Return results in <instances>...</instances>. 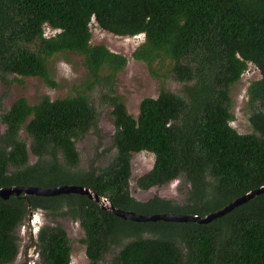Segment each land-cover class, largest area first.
I'll use <instances>...</instances> for the list:
<instances>
[{"label":"trees","instance_id":"trees-1","mask_svg":"<svg viewBox=\"0 0 264 264\" xmlns=\"http://www.w3.org/2000/svg\"><path fill=\"white\" fill-rule=\"evenodd\" d=\"M91 21L115 36L143 35L131 57L153 76L165 71L180 92L161 88L130 116L114 91L126 59L90 44ZM63 53L80 57L85 70L74 95H44L33 105L20 97L0 115V188L74 185L135 215L203 218L264 186V0H0V81L7 89L16 80L10 76L55 87L49 60ZM248 64L260 78L245 91L251 132L239 134L230 126V91ZM95 91L111 108L114 154L103 169L82 170L75 145L97 131ZM140 152L152 154L153 164L137 188L183 180L189 189L182 205L130 196L131 155ZM34 211L54 224L36 233L40 264H70L57 218L78 223L87 264H104L113 249L107 264H264V193L204 225L122 220L74 194L10 196L0 200V264L15 261L18 229Z\"/></svg>","mask_w":264,"mask_h":264},{"label":"rangeland","instance_id":"rangeland-1","mask_svg":"<svg viewBox=\"0 0 264 264\" xmlns=\"http://www.w3.org/2000/svg\"><path fill=\"white\" fill-rule=\"evenodd\" d=\"M45 35H50L49 29L45 28ZM90 44L103 45L109 51L125 57L126 65L117 74L114 85L115 94L121 98L127 113L136 118L138 106L144 98H156L161 88L178 94L181 90L180 84L170 78L163 70H156L153 76L147 65L136 61L131 57L133 51L143 43V35L134 37H119L100 30L94 21L90 24ZM52 81L55 87H48L41 79L31 77L10 76L16 79L7 89L0 81V115L6 113L13 102L23 97L29 105L36 104L39 99L46 95L50 100L64 98L74 95L78 91L77 85L83 79L85 70L82 59L71 54H57L49 60ZM260 78L258 70L248 64L247 71L240 80L232 87L230 97L232 101V120L230 126L239 134H248L251 127L248 122L250 112L246 106V88L250 82ZM90 101L94 106L97 117V131L90 132L86 137L75 145L80 157L79 169L89 168L103 169L106 167L114 154L110 149V140L114 133L110 111L111 108L100 100L98 91L90 95ZM4 126L0 124V133ZM19 139L28 144L29 138L22 130ZM36 158L29 154V164L35 163ZM153 155L147 152L133 153L130 160L129 193L139 202H145L153 196L170 200L177 205H182L185 200L189 185L183 180H175L161 187H154L146 191L137 188V180L146 174L152 167ZM60 224L67 233L71 248L70 264H87L84 255L83 231L77 222L71 219L57 218L54 220ZM54 225L49 217L43 212H32L18 229L19 254L13 264H40L34 245L36 233L43 225ZM118 251L113 249L105 256L104 264Z\"/></svg>","mask_w":264,"mask_h":264},{"label":"water","instance_id":"water-1","mask_svg":"<svg viewBox=\"0 0 264 264\" xmlns=\"http://www.w3.org/2000/svg\"><path fill=\"white\" fill-rule=\"evenodd\" d=\"M264 186L258 189L252 190L245 195H242L232 202L228 203L222 209L208 214L207 216L200 218L197 216H185V215H174V214H155V215H135L132 212L121 211L113 208L106 199L98 197L96 194L91 192L89 189L74 186V185H64L55 188H38V187H10V188H0V200L6 201L10 196H19L23 194L24 196H40V197H55L59 195H80L85 196L88 199L94 201L100 206L101 209L110 211L115 217L122 220H127L136 223L145 222H172V223H196L200 225L207 224L212 220L218 219L234 208L246 203L253 197L263 194Z\"/></svg>","mask_w":264,"mask_h":264}]
</instances>
